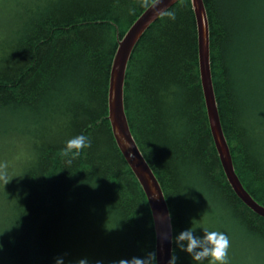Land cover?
I'll list each match as a JSON object with an SVG mask.
<instances>
[{"label": "trees", "instance_id": "16d2710c", "mask_svg": "<svg viewBox=\"0 0 264 264\" xmlns=\"http://www.w3.org/2000/svg\"><path fill=\"white\" fill-rule=\"evenodd\" d=\"M153 1H0L17 9L0 26V163L10 181L0 180V264H56L58 257L118 264L156 253L147 197L108 120L118 43ZM202 1L234 171L264 207V0H244L247 33L241 26L236 33L220 0ZM123 97L131 135L168 207L176 264H199L174 242L190 228L200 238L204 230L225 233L229 264H264V218L232 190L211 136L191 0L142 35ZM81 134L91 147L63 156Z\"/></svg>", "mask_w": 264, "mask_h": 264}, {"label": "water", "instance_id": "95a60500", "mask_svg": "<svg viewBox=\"0 0 264 264\" xmlns=\"http://www.w3.org/2000/svg\"><path fill=\"white\" fill-rule=\"evenodd\" d=\"M180 0H155L132 23L118 43L113 59L109 92L108 120L114 140L140 183L150 207L156 236V264H169L172 256V225L168 207L153 172L138 149L124 111L123 87L127 63L145 31ZM197 34L201 87L211 134L226 179L236 196L255 214L264 218V207L257 203L239 181L220 123L210 72L208 20L202 0H191ZM166 237V238H165Z\"/></svg>", "mask_w": 264, "mask_h": 264}, {"label": "clouds", "instance_id": "9594fccd", "mask_svg": "<svg viewBox=\"0 0 264 264\" xmlns=\"http://www.w3.org/2000/svg\"><path fill=\"white\" fill-rule=\"evenodd\" d=\"M147 3V0H145ZM91 147L90 139L81 134L67 141L66 147L62 151L63 156L74 157L79 156L80 152ZM0 180L4 181L5 185L9 183L7 176V163H0ZM195 231L190 228L181 232L175 237L177 247L189 254L193 262L203 264L205 260L208 264H229L228 250L230 248V240L228 236L219 231L204 230L203 238L197 237ZM166 238V237H165ZM177 257L173 254L169 264H176ZM156 253H147L143 258L132 257L131 259H121L118 264H155ZM56 264H64L63 258L58 257ZM77 264H88L87 258L80 259Z\"/></svg>", "mask_w": 264, "mask_h": 264}, {"label": "rangeland", "instance_id": "374dc122", "mask_svg": "<svg viewBox=\"0 0 264 264\" xmlns=\"http://www.w3.org/2000/svg\"><path fill=\"white\" fill-rule=\"evenodd\" d=\"M220 1L222 3V6L225 8L226 13H229V14L231 13L232 18L236 20L235 23H233V27H235L236 33H237V30L239 31V26H241L242 31L246 32V29L245 28H244L245 30L243 29V25H247L246 24L247 14L245 11V9L247 8V5L245 6L244 0H220ZM16 12H17L16 8H7V9L0 8V13H1L0 14V26H3L4 18H8L9 16L16 15ZM243 12H245V14ZM239 33L240 32H238V37L240 38L242 36V33L241 34ZM248 37L250 38V35ZM247 44H248V40L246 38L245 45Z\"/></svg>", "mask_w": 264, "mask_h": 264}, {"label": "bare ground", "instance_id": "6f19581e", "mask_svg": "<svg viewBox=\"0 0 264 264\" xmlns=\"http://www.w3.org/2000/svg\"><path fill=\"white\" fill-rule=\"evenodd\" d=\"M209 128H210V126H209ZM210 132H211V130H210ZM211 136H212V134H211ZM213 138V137H212ZM213 142H214V140H213ZM214 145H215V143H214ZM216 148V147H215Z\"/></svg>", "mask_w": 264, "mask_h": 264}]
</instances>
